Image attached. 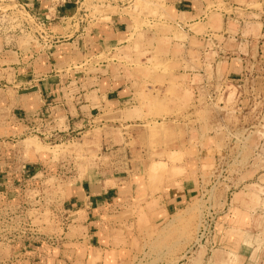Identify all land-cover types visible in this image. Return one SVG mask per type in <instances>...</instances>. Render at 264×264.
I'll use <instances>...</instances> for the list:
<instances>
[{"label": "rangeland", "instance_id": "obj_1", "mask_svg": "<svg viewBox=\"0 0 264 264\" xmlns=\"http://www.w3.org/2000/svg\"><path fill=\"white\" fill-rule=\"evenodd\" d=\"M235 5L241 9L246 4L235 0ZM220 6L216 4L217 12ZM82 7L91 18L120 11L105 0H86ZM249 8L255 14L264 13V4L258 0H251ZM12 9L7 0H0L2 29L7 24L4 20L8 21L5 11ZM121 11L131 19L130 33L120 46L92 61L97 68L103 63L112 75L124 76L133 85L136 103L105 111L84 124L74 119L56 142L33 135L19 140H25L26 150L52 158L42 193L46 204L53 198L64 199L74 178L94 172L100 179L135 184L142 191L125 214L128 219L142 216L130 229L131 236L142 242L134 254L126 253L125 264H264V21L240 17L244 21L236 23L242 36L235 56H244L249 64L237 82H226L215 80L221 71L210 63L214 51L206 56V69L202 67L196 40L191 43L195 50L190 64L179 65L182 55L176 44L186 37L181 25L167 17L165 0H135ZM216 22L211 16L206 28L214 30ZM195 23L190 30L202 34L205 26ZM250 37L259 44L257 51L245 45ZM31 40L22 36L19 42L26 45ZM184 179L192 182L196 193L183 212L158 225L150 212L140 211L156 194ZM38 194H29L28 200ZM257 208L260 211H254ZM237 209L243 212H234ZM43 210L45 206L43 214L36 212L34 224L47 235L60 234L52 214ZM248 211L256 213L254 226L235 232L238 224L247 223ZM81 220L80 216L76 222ZM74 230L71 227L69 232ZM238 236L245 238L238 252L233 244L223 246L226 250L213 244L215 238L230 244ZM189 247L190 257L182 258Z\"/></svg>", "mask_w": 264, "mask_h": 264}, {"label": "crops", "instance_id": "obj_2", "mask_svg": "<svg viewBox=\"0 0 264 264\" xmlns=\"http://www.w3.org/2000/svg\"><path fill=\"white\" fill-rule=\"evenodd\" d=\"M14 1L34 15L49 19L51 33L56 39V42L49 41L43 49L31 42L21 45L20 37H0V208L17 207L23 202L36 208L38 202L28 201V195L44 193L52 158L35 149L26 150L25 140H19L27 135L25 132L30 127H36L49 139L39 140L56 142L57 136L63 134L74 119L84 124L105 111L115 112L136 103L133 85L124 76L112 75L108 72L109 66L103 63L97 68L92 61L120 46L130 33L132 22L121 11L123 8L115 15L91 18L90 11L83 7L87 13L80 17L79 23L63 25L59 20L74 13L73 5L50 11L46 0ZM244 1L245 7L239 9L235 0H165L167 17L181 25L186 37L183 43L176 44L182 55L178 57L181 67L190 64V53L195 50L191 43L196 40L200 44L197 51L204 69L208 66L206 56L210 50L214 51V60L210 63L221 71L216 81L237 82L243 76L249 62L244 56H235L238 55L236 51L240 52L237 40L242 36L236 23L240 25L244 21L240 17L264 21V13L255 14L249 10L251 0ZM258 2L264 4L262 0ZM218 3L222 5L219 12L215 9ZM210 4H215L214 9H208ZM211 16L217 21L214 30L206 28ZM195 22L205 26L200 35L190 30ZM244 42L248 48L257 51L259 44L253 38ZM222 53L226 55L220 57ZM250 54L252 56L253 51ZM80 57L82 61H79ZM141 192L135 184L121 183L113 178L100 179L94 172L74 178L65 190L64 199L63 196L53 198L48 205L45 196L42 199L46 208L43 212L67 215V227L61 232L58 247H45L25 240L0 243V264H125V256L134 254L142 242L130 233L142 216L128 219L125 215L132 208L129 203L134 196L140 198ZM194 193L192 182L184 179L176 186L166 188L162 194H156L150 205L143 206L140 211L150 212L152 220L160 225L165 219L183 212ZM254 211L258 212L260 208ZM254 211H248L247 223L238 224L235 232L242 233L254 226ZM234 212L241 214L243 210ZM80 216L81 222H76ZM115 218H118L117 222ZM71 227L76 230L69 232ZM235 238L230 244L223 238H215L213 244L225 250L227 248L223 246L233 244L238 252L245 238ZM191 249L187 248L182 258H189Z\"/></svg>", "mask_w": 264, "mask_h": 264}, {"label": "built area", "instance_id": "obj_3", "mask_svg": "<svg viewBox=\"0 0 264 264\" xmlns=\"http://www.w3.org/2000/svg\"><path fill=\"white\" fill-rule=\"evenodd\" d=\"M48 3L47 9L50 11H56L65 7L66 5H73L75 7L74 13L68 16H63L59 21L63 22V25H73L79 23L80 17H83L87 12L83 9L82 5L86 0H46ZM108 4L117 6L118 8H129L133 6L135 0H105ZM14 9L8 12L6 15L8 21L4 20L7 24L2 29L0 24V37L19 38L22 36L32 39L30 42L34 45L47 47L49 41H55L54 35L51 33V25L49 19L41 18L38 15H34L27 8L21 4L15 3L11 0ZM10 12V13H9ZM2 15V13H0ZM2 17H0V23ZM27 135H33L37 138L48 141V136L45 133L39 132L38 128L30 127ZM56 136V135H55ZM60 138V136H57ZM43 194L34 196L32 201L38 202L36 208L31 207L28 202L17 207H1L0 208V243H11L14 241H27L29 243L43 245L45 247H58L62 238V233L47 235L42 232V226L34 224V219L38 214L36 211L42 214ZM31 201V200H28ZM31 203V202H30ZM36 209V211H34ZM31 210V211H30ZM36 213V214H35ZM53 220L59 230L64 232L66 230V217L67 215L61 212H51ZM205 226V224H204ZM205 231V227L202 232ZM203 234V233H201ZM201 238V237H200Z\"/></svg>", "mask_w": 264, "mask_h": 264}, {"label": "bare ground", "instance_id": "obj_4", "mask_svg": "<svg viewBox=\"0 0 264 264\" xmlns=\"http://www.w3.org/2000/svg\"><path fill=\"white\" fill-rule=\"evenodd\" d=\"M36 148V147H35ZM50 153V152H49ZM56 153V152H55Z\"/></svg>", "mask_w": 264, "mask_h": 264}]
</instances>
